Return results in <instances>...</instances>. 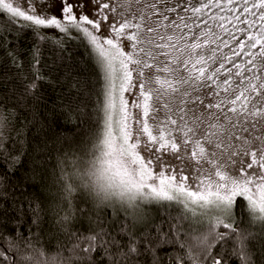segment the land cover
I'll use <instances>...</instances> for the list:
<instances>
[{
	"label": "snow or ice",
	"instance_id": "obj_1",
	"mask_svg": "<svg viewBox=\"0 0 264 264\" xmlns=\"http://www.w3.org/2000/svg\"><path fill=\"white\" fill-rule=\"evenodd\" d=\"M4 13L0 225L14 226L0 228V264H264V0H0ZM44 85L61 88L75 137L92 132L84 156L12 137L8 100L32 111ZM53 151L55 208L13 179ZM46 217L55 256L37 247Z\"/></svg>",
	"mask_w": 264,
	"mask_h": 264
},
{
	"label": "trees",
	"instance_id": "obj_2",
	"mask_svg": "<svg viewBox=\"0 0 264 264\" xmlns=\"http://www.w3.org/2000/svg\"><path fill=\"white\" fill-rule=\"evenodd\" d=\"M11 20V17L7 13L0 15V29L5 28L7 21ZM17 24L20 22L17 21ZM23 39L20 42V47L24 50H29L31 45L35 42V37L31 32L25 31L21 33ZM50 39L55 37L51 34H47ZM50 45L47 42L44 43L43 51L45 55H51L49 52ZM79 52H84L82 48L76 49L73 52L74 57L77 60H80ZM85 59L87 58V52H84ZM51 61H49L50 63ZM81 67L84 69V72L87 76L91 77L93 83L96 81L95 75H92L93 69L91 65L85 64L81 61ZM15 71L14 69L9 70L6 67H0V74L4 72ZM56 75H53L52 79L55 80ZM12 87V84L6 82H0V96L7 94L11 96L9 89ZM61 88L52 87L49 85H44L41 89V95L44 97V101L41 104L35 106L34 110L29 111L27 108H19L14 104V98L8 100V107L15 108V118L13 121V128L10 129L12 137L19 139L24 142V147L26 152H31L33 144H39L41 140H46L50 146L54 149H63L64 153H71L69 160L73 157L79 158L84 156L86 152L90 151L92 144V132H87V134L75 137L73 131L69 129L61 116L60 111L58 110V98L61 95ZM79 122V121H78ZM20 132L19 137L16 136L17 132ZM80 131L85 132L86 129H80ZM68 137V141L63 139V136ZM56 138H59L57 141ZM71 144V147H69ZM17 149L20 148V144L14 145ZM63 156L59 151H53L52 156L50 157L48 163L44 166V170L35 169L34 173L29 172L31 166V157L25 156L22 160L23 166L19 168L17 175L13 178L18 183L27 182L31 186L28 188V195L35 197L38 201L49 204V206L55 208L57 205V196L59 191V186L56 182V173L59 170L58 161L62 160ZM67 167V165H65ZM2 171V169H0ZM32 176L30 181H24V177ZM159 206L155 204H148L145 207V211L149 212L153 217H156L159 214ZM173 214H178L177 210H173ZM47 217L45 218L46 223L44 224L43 232H38L40 236V241L37 244V247H40L42 251L45 252V255L55 256L57 249L60 248V241L62 237L54 229L50 230L47 223ZM14 217H8V223L6 225H0V228H3L6 234L11 233L13 228ZM28 217H25V225L27 226ZM81 230H86L88 228L87 223H81L78 225ZM24 229L21 228V232ZM22 255H31V253H22ZM25 264H30L26 261ZM230 264L232 262L230 261ZM238 264V261H237Z\"/></svg>",
	"mask_w": 264,
	"mask_h": 264
},
{
	"label": "rangeland",
	"instance_id": "obj_3",
	"mask_svg": "<svg viewBox=\"0 0 264 264\" xmlns=\"http://www.w3.org/2000/svg\"><path fill=\"white\" fill-rule=\"evenodd\" d=\"M19 22L22 23V21H19ZM48 33L51 34V36L55 37V33L54 32H48Z\"/></svg>",
	"mask_w": 264,
	"mask_h": 264
}]
</instances>
